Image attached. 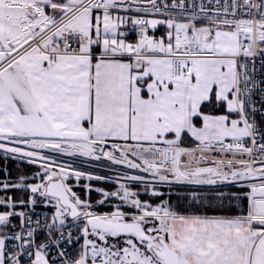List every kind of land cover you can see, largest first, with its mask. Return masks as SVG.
<instances>
[{"label":"snow or ice","instance_id":"obj_1","mask_svg":"<svg viewBox=\"0 0 264 264\" xmlns=\"http://www.w3.org/2000/svg\"><path fill=\"white\" fill-rule=\"evenodd\" d=\"M0 264H264V0H0Z\"/></svg>","mask_w":264,"mask_h":264}]
</instances>
